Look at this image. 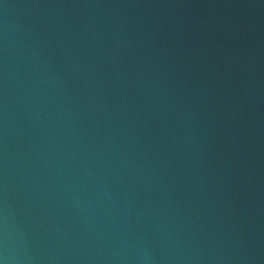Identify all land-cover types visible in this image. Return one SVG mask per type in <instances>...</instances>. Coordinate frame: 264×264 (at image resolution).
Masks as SVG:
<instances>
[{
    "label": "water",
    "instance_id": "95a60500",
    "mask_svg": "<svg viewBox=\"0 0 264 264\" xmlns=\"http://www.w3.org/2000/svg\"><path fill=\"white\" fill-rule=\"evenodd\" d=\"M264 264V0H0V258Z\"/></svg>",
    "mask_w": 264,
    "mask_h": 264
},
{
    "label": "clouds",
    "instance_id": "9594fccd",
    "mask_svg": "<svg viewBox=\"0 0 264 264\" xmlns=\"http://www.w3.org/2000/svg\"><path fill=\"white\" fill-rule=\"evenodd\" d=\"M0 264H7V258H0Z\"/></svg>",
    "mask_w": 264,
    "mask_h": 264
}]
</instances>
